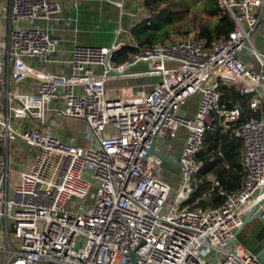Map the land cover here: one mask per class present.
Masks as SVG:
<instances>
[{
	"label": "built area",
	"instance_id": "obj_1",
	"mask_svg": "<svg viewBox=\"0 0 264 264\" xmlns=\"http://www.w3.org/2000/svg\"><path fill=\"white\" fill-rule=\"evenodd\" d=\"M79 1L0 0V264H264L236 234L249 211L260 212L264 224V52L253 38L260 30L264 40V0H219L235 27L211 42L189 36L142 46L115 39L68 48L50 21L77 10ZM144 18L151 22L146 11ZM65 19L76 23L77 13ZM123 44L136 51L113 63ZM141 62L149 67L131 69ZM230 81L250 94L259 116L221 101L220 87ZM194 94L200 99L189 115L183 106ZM55 117L83 119L85 144L75 134H57ZM25 118L32 122L22 129L14 123ZM216 127L242 140L244 177L238 189L225 190L210 171L209 191L190 199L197 154ZM180 128L186 139L175 159L180 184L173 186L160 176L161 149ZM13 142L32 148V155L22 162L11 156ZM215 188L222 203H198L210 202ZM88 194L87 207H67L70 197Z\"/></svg>",
	"mask_w": 264,
	"mask_h": 264
},
{
	"label": "rangeland",
	"instance_id": "obj_2",
	"mask_svg": "<svg viewBox=\"0 0 264 264\" xmlns=\"http://www.w3.org/2000/svg\"><path fill=\"white\" fill-rule=\"evenodd\" d=\"M124 9L126 11H129L128 8H131L128 0H124ZM131 3V2H130ZM136 4V0L134 2V6ZM110 5V4H109ZM166 6L171 9L173 15L172 20L169 21L167 19L168 14L165 13L164 17L161 19H158L156 21H151L150 23L146 22L143 24V30H148L154 33L153 41H171L183 37H189V36H198V33L200 31V28L205 26V25H211L212 22L214 21V17L210 16L206 11H204V7L206 5V0H169V2L165 3ZM106 7V6H105ZM143 7V6H142ZM136 9L133 8V11ZM126 11H124L123 14L118 15V14H113L109 12L108 10L104 9L102 17L97 20L99 25L97 27H94L95 30L98 32L96 33L94 29L91 28V23H86L83 25V27L80 28L78 36L79 40L84 36L86 39L85 41H91L95 42V39L92 38L96 34H99V38L102 40H110L111 38L113 39L115 36L116 39L119 40H124L126 42H130L135 40V36L132 33L131 30V22H132V17L129 16ZM141 16L139 17L138 21H141L143 19V11L144 9L141 8ZM148 15H150V11H146ZM167 14V15H166ZM111 18L110 21L108 18ZM120 23H122L123 27H126L127 32L124 30L116 35V30L119 29ZM41 24L43 26H46V22L41 20ZM64 23L61 21H50V28L52 30H56V33H61V34H66L65 27L63 25ZM57 27L60 29H57ZM110 27L113 30V32H110L109 29ZM51 30V31H52ZM68 30H71L73 33V30L68 28L67 34H72L68 33ZM260 36L262 37L261 31L257 30L255 34L253 35L255 45L257 48H259L261 51H264V46L261 45L260 43ZM92 38V39H91ZM263 39V38H262ZM98 40V38H97ZM99 42V41H96ZM104 43V42H101ZM99 45V44H97ZM245 58L248 61V63L253 64V67L255 69H259V64L256 61L255 57L251 54H245ZM113 63H118L121 61H117L116 59H113ZM39 67H42L41 64H39ZM149 67L148 63L146 62H141L138 65L133 66L131 69L132 70H142V69H147ZM156 80V77L154 78H135V79H130L128 81L123 80H114L110 81L107 85L109 86H132L133 84H137L138 82L142 80ZM139 84V83H138ZM200 99L199 94H194L192 97H190L184 106L186 109H188L190 112H195L197 109V105ZM50 112L46 110V115L48 116L51 114ZM192 113V114H193ZM29 119L25 118L22 120L19 119H14V123H18L19 128H24L26 125L30 124L32 121H28ZM52 123L55 124V126L58 128L59 132L62 133L64 137H70L72 134H80L83 132L87 126L83 119L80 118H74V117H57V118H52ZM33 149L28 148L26 146H22L21 144H16L15 142L11 143L9 146V153L11 156L14 158L19 157L20 160H23L24 158L28 157L25 153H28L29 155H32ZM168 159L163 160V163L161 165V173L160 176L164 175V177L173 184V186H177L180 184V179H181V166L180 165H175L170 161V157L166 156ZM173 159V158H172ZM22 162V161H21ZM179 166V167H178ZM167 176V177H166ZM91 201V197L88 194L87 196L81 198V197H76L72 196L67 200V207L73 208L75 204L81 203L83 206L82 207H87L89 202ZM5 236V230L3 226H0V247H3V241L2 238ZM9 238L13 239V233L11 227L9 228ZM7 259L9 260L11 258V253H7ZM3 251L0 250V263H3Z\"/></svg>",
	"mask_w": 264,
	"mask_h": 264
},
{
	"label": "trees",
	"instance_id": "obj_3",
	"mask_svg": "<svg viewBox=\"0 0 264 264\" xmlns=\"http://www.w3.org/2000/svg\"><path fill=\"white\" fill-rule=\"evenodd\" d=\"M169 0H144L143 6L150 11V21H156L164 17L167 13L169 21L172 20V11L165 5ZM210 16L218 15L211 25H205L200 28L198 33L199 37H204L208 42L218 39L223 35H227L229 31L234 29L235 22L230 16L229 12L224 11L219 3V0H206L204 7ZM166 14V15H167ZM147 19H141L133 27L132 33L139 41L140 45L146 46L152 44L154 33L148 30H143V24ZM136 51V48L130 44H123L114 54V59L123 61L130 54ZM221 101L226 107H234L236 104L242 106L243 111L248 116H259V110H253L249 106L250 94H242L238 89V83L235 81L224 82L221 87ZM243 143L242 140L237 138L231 129L223 130L216 127L207 132L203 142L202 149L198 152L197 158L200 162V170L197 174L198 182L195 193L190 197L194 199L197 195L209 191L212 183L207 179L206 174L212 171L220 180L222 187L225 190H234L240 187L242 178L245 174L243 165L241 163V151ZM4 153V148L0 143V155ZM208 200H200L198 203L205 205H219L223 202L224 196L215 188L209 192Z\"/></svg>",
	"mask_w": 264,
	"mask_h": 264
},
{
	"label": "crops",
	"instance_id": "obj_4",
	"mask_svg": "<svg viewBox=\"0 0 264 264\" xmlns=\"http://www.w3.org/2000/svg\"><path fill=\"white\" fill-rule=\"evenodd\" d=\"M143 1L144 0H136V4L134 6V2L135 0H128L130 6H132L131 8H128L129 11H133V8L136 7V9L134 10H137L136 11V16L135 17H132V22L130 23L131 25L132 24H136L137 22H139V17L141 16V8L144 9L143 13L145 11H148L144 6H143ZM118 2H122V7H120L118 5ZM124 0H80L79 1V6H78V9L75 10L73 8H67L65 9L60 15V19L57 20L58 22L61 21L63 22L64 24V27H65V32L66 34H61V33H56V30H52L51 32L55 35H58L60 36L62 39H63V45L70 48L71 45L73 44V42H77V43H81V44H99V45H109L111 44L113 41H115L116 37L115 36L113 39L111 38L110 40H102L101 38H99V34H96L94 37L95 39V42H91V41H85L84 39H86V37H82L80 40H79V36H78V33H79V30L81 27H83L84 24L86 23H91V28L94 29V31L96 33H98L94 27H97L99 25V23L97 22V20L99 18L102 17V14H103V11L104 9L108 10L109 12L113 13V14H118L121 16V14L124 13V11H126L124 9ZM131 2V3H130ZM110 4V5H109ZM106 6V7H105ZM143 6V7H142ZM127 12V11H126ZM77 13V16H78V20L77 22L75 23H68L67 20L65 19L67 15L69 14H76ZM143 15V14H142ZM130 16V15H129ZM110 17L108 18V20L110 21ZM134 24V25H135ZM74 25L77 26L78 30L77 31H73V33L71 32V30H68V33H72V34H67V29L71 28L73 30V27ZM120 25H122V23H120ZM117 28V27H116ZM115 28V29H116ZM120 29L122 28H126V27H123L120 26L119 27ZM130 28V27H129ZM57 29L59 30L60 32V29L57 27ZM115 29H112L110 27L109 31L110 32H113V30ZM118 30V29H117ZM117 30H116V35H117ZM125 31V30H124ZM126 32V31H125ZM91 38V39H92ZM98 38V40H97ZM263 37L260 36V43L261 45L264 46V40L262 39ZM96 41H99V42H96ZM124 41V40H123ZM101 42H104V43H101ZM264 52V51H263ZM184 107V110L189 114V115H193L192 113L193 112H190L188 109H186L185 106ZM255 110V109H253ZM56 118V117H55ZM29 121V120H28ZM51 124L54 128V130L56 131L57 134L61 135L62 137H64L62 135V133L59 132L58 128L55 126V124L52 123L51 121ZM74 135V134H72ZM77 135V143L82 145V144H85V140L83 139V137L80 135V134H75ZM64 138H67V137H64ZM69 138V137H68ZM185 139H186V131L184 128H180L178 129V132H177V135L175 137H171V138H166V145H164L161 149V152L162 154H164L165 156H169L170 157V161L171 163L173 164V166H177V165H180L178 164L175 159L178 158L181 154V151H182V148H183V145H184V142H185ZM242 152V151H241ZM26 155L31 156L29 155L28 153H25ZM26 157V158H28ZM19 158V157H18ZM26 158H24L23 160H25ZM173 158V159H172ZM20 159V158H19ZM21 160V161H23ZM164 160V159H163ZM163 163V161H162ZM242 163V162H241ZM181 166V165H180ZM179 167V166H178ZM163 179L166 180L168 183L171 184V182H169L165 177L164 175H162ZM167 177V176H166ZM244 177V176H243ZM243 179V178H242ZM242 182V181H241ZM173 185V184H171ZM238 189V188H237ZM235 190V189H234ZM202 205V204H201ZM206 206L208 205L205 204ZM258 219H255L253 220L252 224L250 225H254L256 223H258ZM8 260V259H7Z\"/></svg>",
	"mask_w": 264,
	"mask_h": 264
},
{
	"label": "water",
	"instance_id": "obj_5",
	"mask_svg": "<svg viewBox=\"0 0 264 264\" xmlns=\"http://www.w3.org/2000/svg\"><path fill=\"white\" fill-rule=\"evenodd\" d=\"M162 159L168 158L161 154ZM180 164L178 161H176ZM252 211L247 212L246 217L237 230V238L250 247L254 252L258 253L259 258L264 262V224L261 220V213L257 212L252 215ZM258 219V223L252 224L253 220Z\"/></svg>",
	"mask_w": 264,
	"mask_h": 264
}]
</instances>
